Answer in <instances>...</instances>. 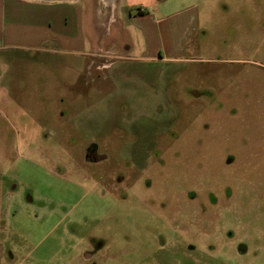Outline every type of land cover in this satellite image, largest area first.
Segmentation results:
<instances>
[{
	"label": "rangeland",
	"instance_id": "rangeland-1",
	"mask_svg": "<svg viewBox=\"0 0 264 264\" xmlns=\"http://www.w3.org/2000/svg\"><path fill=\"white\" fill-rule=\"evenodd\" d=\"M14 1L0 0L14 33L0 42V264H264V0L202 1L193 35L118 33L123 5L103 33L97 0ZM84 7L86 46L10 45L32 31L14 22L51 33Z\"/></svg>",
	"mask_w": 264,
	"mask_h": 264
},
{
	"label": "crops",
	"instance_id": "crops-1",
	"mask_svg": "<svg viewBox=\"0 0 264 264\" xmlns=\"http://www.w3.org/2000/svg\"><path fill=\"white\" fill-rule=\"evenodd\" d=\"M9 1L15 2L14 0ZM79 1L67 3L77 4ZM202 1L211 3L213 0H97L99 7L93 14L94 17H99L101 26H105V32L103 33H111L110 31L106 32V29L120 22L117 14L121 5H123L122 7H125L128 14L129 25L122 22L118 28V33H128L130 27L136 26L140 33H190L193 35L194 33H201L199 7ZM101 5L104 10L101 9ZM138 11H142L144 14H138ZM85 12V7L74 12L73 25L76 28L69 26L67 22L65 28L51 33L34 31V28L40 27V23L37 21L24 22V24L16 21L15 24L31 27L32 31L20 33L23 41L21 43H11L10 45L19 48H30L33 46H29L28 43H55L65 52L70 51L69 49L72 48L78 49V47L86 46L87 34L83 22ZM12 36H14V33H0V42L4 43ZM99 49L102 51L101 47ZM126 49H131V46L127 45ZM158 49H160V46H158ZM100 50L88 55V57H97L101 52ZM177 50L183 51V45ZM0 254H2L1 250Z\"/></svg>",
	"mask_w": 264,
	"mask_h": 264
},
{
	"label": "flooded vegetation",
	"instance_id": "flooded-vegetation-1",
	"mask_svg": "<svg viewBox=\"0 0 264 264\" xmlns=\"http://www.w3.org/2000/svg\"><path fill=\"white\" fill-rule=\"evenodd\" d=\"M98 57H101V55H99ZM194 96L196 97V98H201L202 96L201 95H199L198 93H194ZM210 102H212V104L213 103H215L214 101H210ZM87 159H88V161H90V162H102V161H105L107 158H106V156L104 155V154H101V153H99V151H98V149L97 148H91L89 151H88V154H87ZM226 163H227V165H229V164H231V163H234V159L232 158V157H228L227 158V160H226ZM2 253V252H1ZM2 254H0V256H1ZM92 258V256L91 255H88L87 256V259L89 260V259H91Z\"/></svg>",
	"mask_w": 264,
	"mask_h": 264
},
{
	"label": "water",
	"instance_id": "water-1",
	"mask_svg": "<svg viewBox=\"0 0 264 264\" xmlns=\"http://www.w3.org/2000/svg\"><path fill=\"white\" fill-rule=\"evenodd\" d=\"M29 1H36V2H46V3H56V2H76L78 0H29Z\"/></svg>",
	"mask_w": 264,
	"mask_h": 264
},
{
	"label": "trees",
	"instance_id": "trees-1",
	"mask_svg": "<svg viewBox=\"0 0 264 264\" xmlns=\"http://www.w3.org/2000/svg\"><path fill=\"white\" fill-rule=\"evenodd\" d=\"M138 14H144V12H142V11H138Z\"/></svg>",
	"mask_w": 264,
	"mask_h": 264
}]
</instances>
